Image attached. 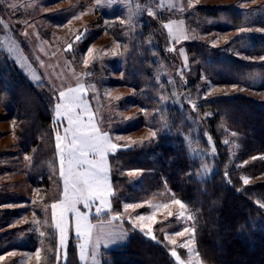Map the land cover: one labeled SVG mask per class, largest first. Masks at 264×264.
I'll use <instances>...</instances> for the list:
<instances>
[{
    "label": "rangeland",
    "instance_id": "1",
    "mask_svg": "<svg viewBox=\"0 0 264 264\" xmlns=\"http://www.w3.org/2000/svg\"><path fill=\"white\" fill-rule=\"evenodd\" d=\"M0 21V264H103L106 253L127 244L133 230L143 234L133 227L141 214L156 216L146 237L155 236L159 225L171 252L175 250L184 264H204L192 233L175 235L191 228L192 220L187 219V207L180 209L174 199L131 198L114 213L112 157L119 151L152 146L160 135L186 148L197 163L198 180L213 176L217 150L204 122L210 113L201 112L202 104L237 95L264 104V74L244 68L237 77L234 69L224 72L209 65L211 58L195 56L192 62L187 46L204 43L222 65L232 58L263 64V49L253 46L264 39V0H0ZM65 21L64 27L56 26ZM137 62L150 63L148 74ZM22 80L38 94L48 95V116L46 111L38 115L49 117L47 123L32 113L31 104L41 109ZM81 86L94 122L120 146L106 160L113 211L94 218L98 202L92 206L89 219L97 225L94 237H100V245H89L83 260L79 245L84 240L75 235L74 218L69 214L61 247L51 217V204L63 199L56 134L63 141L67 127L66 117L57 116L56 104H63L60 92ZM218 124L229 147V168L244 166L248 161L244 135L224 120ZM152 131L156 137H151ZM117 135L125 139L117 141ZM129 138L137 143L129 146ZM124 174L137 181L144 172ZM242 178L245 184L264 182V171ZM126 203L138 207L125 211ZM165 204L172 216L161 207ZM78 207L89 212L82 204ZM113 214L121 219L109 223ZM110 233H123L122 242L105 247Z\"/></svg>",
    "mask_w": 264,
    "mask_h": 264
},
{
    "label": "trees",
    "instance_id": "2",
    "mask_svg": "<svg viewBox=\"0 0 264 264\" xmlns=\"http://www.w3.org/2000/svg\"><path fill=\"white\" fill-rule=\"evenodd\" d=\"M259 39L260 43L256 42L253 50L261 47L264 51V39ZM187 48L192 62L195 56L200 60L211 58L209 65L216 64L225 69L224 72L234 69L232 72L237 77L241 76L244 68H257L264 74V63H245L232 58L225 59L224 62L228 63L222 65L216 53L204 43H192ZM139 60L142 61L141 58ZM136 64L148 74L150 63ZM22 82L41 109L31 104L32 113L47 123L49 117L38 115L47 112L48 116V95L38 94L37 89L30 88L29 82ZM205 110L210 115L204 122L217 150V171L213 176L198 180L195 176L197 163L186 148L158 135L152 146L119 151L112 157L114 213L120 212L122 203L131 198L179 199L193 217L196 247L204 264H264V182L245 184L242 178L257 176L264 171V104L237 95L233 99L219 97L209 100L202 104L201 112ZM221 120L244 135V157L248 159L244 166L232 165L229 168V147L224 145L219 132ZM131 170L143 171L144 174L135 181L124 174ZM159 227L154 228L155 240L133 230L127 244L106 253L108 259L103 264H178Z\"/></svg>",
    "mask_w": 264,
    "mask_h": 264
},
{
    "label": "snow or ice",
    "instance_id": "3",
    "mask_svg": "<svg viewBox=\"0 0 264 264\" xmlns=\"http://www.w3.org/2000/svg\"><path fill=\"white\" fill-rule=\"evenodd\" d=\"M0 23L3 22L0 21ZM66 23L68 21H65L63 24H57L56 26L64 27ZM166 27L171 29V25H166ZM184 38L187 39V37ZM79 39L80 37L78 36L77 40ZM68 48L71 49L72 45L69 44ZM87 55L91 57L92 52L89 51ZM87 63L88 61L86 60L85 65ZM84 91L85 89L81 86L78 88H69L66 92L62 91L59 93L63 104H56L57 116L62 115L67 120L63 141L61 140L59 132L56 134L57 148L60 149V176L63 178V199L59 203L51 204V217L54 222V227L59 231L61 247L64 246L66 232L69 228V214L74 218L75 235L76 237H82L84 240V243L79 245L81 260L85 259L84 252L89 245H93L94 247H99L100 245V237L98 235L94 237V230L97 228V225H94L89 219L92 206L98 202V206L95 208L94 218L100 217L102 213H112L113 211L108 199V197L113 195V191L108 181L106 160L109 153H114L120 147L117 143L113 142V139L106 132H102L100 127L97 126V123L94 122L89 105L83 98ZM61 109H63L62 112ZM150 135L151 137H156L157 134L155 131H152ZM115 139L119 141L125 139V137L117 135ZM135 143L137 142L129 138V146ZM245 183H247V180H245ZM172 203L178 205L182 210L186 208L185 203L179 199H174ZM80 204L85 209H88L89 212L81 211L78 207ZM137 207L138 205L133 203H126L124 205L125 211ZM161 207L166 211L169 209V205L167 204ZM172 215L173 213L168 211V216ZM179 216L183 218L184 211H181ZM120 219L119 214H113L108 219V222L111 223L112 221ZM134 219L135 223L133 227L139 228L145 235L152 233V224L157 222L155 214L148 217L141 214L137 215ZM146 219L152 223H145ZM187 219L192 220L193 217L189 215ZM100 224L102 226L103 221H100ZM188 233H192L194 237L195 227L183 228V230L177 231L175 235L183 237ZM109 235L112 238L105 242V247L109 243L116 244L122 242L120 237L123 233L119 235L110 233ZM152 238L155 239V236ZM170 243L175 244V241L170 240ZM180 247H185V245L182 244ZM171 255L180 264H184L175 250L171 252ZM36 256L39 258V251L36 252Z\"/></svg>",
    "mask_w": 264,
    "mask_h": 264
}]
</instances>
